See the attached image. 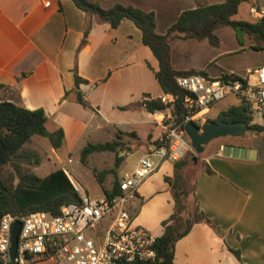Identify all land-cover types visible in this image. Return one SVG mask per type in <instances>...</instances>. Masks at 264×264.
<instances>
[{
    "label": "crops",
    "instance_id": "crops-1",
    "mask_svg": "<svg viewBox=\"0 0 264 264\" xmlns=\"http://www.w3.org/2000/svg\"><path fill=\"white\" fill-rule=\"evenodd\" d=\"M94 1L104 9L120 4L154 12L156 32L160 35L183 11L215 4L213 0H178V7L174 8L172 0ZM90 22L85 36L86 15L72 0H0V103L30 111L42 109L48 118V131L62 129L64 133L61 150L56 152L51 147L49 151L58 167L40 177L35 170L43 164L41 161L32 168L39 178L63 169L73 182L69 170L62 166L60 152L69 155L78 151L81 155L88 144H104L118 136L126 145L123 152L137 151V164L173 123L170 109L151 114L141 105L144 95L155 99L164 94L154 74L157 60L143 45L141 31L129 20L116 29L93 17ZM215 34L220 41L218 47L206 40L174 39L170 43L173 68L205 71L208 78L219 79L227 73L244 76L248 69L264 65L261 62L237 68L228 64L224 58L244 51L245 45H240L231 28L217 29ZM246 38L250 41L248 47H255L251 44L255 41L247 34ZM75 70L87 81L78 87L87 106L76 102L73 94L65 96L66 92L77 90ZM231 96L214 103L203 118L215 119L242 103H235L236 97L231 101ZM255 116L262 119L254 115L253 124L262 125L263 122L255 123ZM243 140V145H233L239 151L227 154L223 144L208 146L197 157L199 164L193 163L194 199L215 229L204 223L195 224L176 243L174 264H264V132L246 135ZM33 143L42 144L32 139ZM123 152L120 156L124 157ZM97 154L112 153L91 154L88 164ZM173 164L162 163L140 186L135 204L138 207L134 209L137 224L154 232L160 227L161 235L162 222L173 213V198L165 181L174 175ZM113 169L117 177L118 167ZM115 176L107 174L105 189L112 188L108 189L109 181L111 185ZM232 250L239 252L240 259Z\"/></svg>",
    "mask_w": 264,
    "mask_h": 264
},
{
    "label": "trees",
    "instance_id": "trees-1",
    "mask_svg": "<svg viewBox=\"0 0 264 264\" xmlns=\"http://www.w3.org/2000/svg\"><path fill=\"white\" fill-rule=\"evenodd\" d=\"M251 0H226L221 4L207 5L193 10L183 11L164 35L156 32V17L154 12H145L133 6L117 4L110 9L101 7L94 0H72L74 5L86 15L87 36L90 28V19L93 17L99 23H107L116 29L125 21H131L142 33V43L148 47L158 63V70L154 72L155 78L164 94L170 95L173 102L165 105L159 98H151L144 95L141 105L151 114L170 109L173 124H181L186 115L187 92L182 90L176 82L181 76L202 75L207 77L205 71L190 70L177 71L171 64L170 43L174 39L206 40L213 47L220 45L215 31L220 28H231L247 34L256 43L253 49L259 50V45L264 44V18L253 21H237L234 16L243 3ZM235 76V75H234ZM226 78V77H225ZM76 91H68L65 96L73 94L76 102L87 106L84 96L78 87L86 80L80 78L76 70L74 72ZM250 106L241 103L237 107H231L221 112L217 118L208 119L207 122H240L248 124L254 132H264V113L262 125L253 124V116ZM48 118L42 109L30 111L23 106L8 102L0 103V218L4 214L25 216L32 212H47L58 215L63 206L80 202L79 195L73 187L63 169H59L45 178H39L32 168L41 162L39 154L30 148L32 138L39 136L46 138L51 147L59 152L64 145V133L62 129L50 132L47 129ZM123 135V134H122ZM166 135V134H165ZM163 135V137H165ZM132 136H135L132 134ZM186 140H190L185 136ZM155 146L163 144L157 140ZM126 148L121 136L104 144H88L81 151L80 162L88 165V157L94 153H114L116 167L123 161L120 153ZM173 177H166L170 193L173 198V213L162 222L163 233L157 238L155 251L156 258L148 264H174V252L176 243L184 238L195 224L204 223L215 229L212 221L199 210L194 199L193 183L190 189H186L183 180L187 179L193 163L188 155L174 164ZM211 173L209 169H206ZM93 174L102 188L103 195L113 197L119 193V181L115 176V170L97 172ZM115 177L112 188H104L107 174ZM189 177V176H188ZM238 259L240 254L232 250Z\"/></svg>",
    "mask_w": 264,
    "mask_h": 264
},
{
    "label": "built area",
    "instance_id": "built-area-1",
    "mask_svg": "<svg viewBox=\"0 0 264 264\" xmlns=\"http://www.w3.org/2000/svg\"><path fill=\"white\" fill-rule=\"evenodd\" d=\"M251 16L264 18V7L251 8ZM226 77V78H225ZM177 85L187 92L186 115L181 124H171L160 146L151 147L135 168L119 180L113 197L92 198L75 187L80 202L63 206L58 215L32 212L25 216L4 214L0 218V264H11L12 227L21 222L14 264H148L156 258L157 238L135 226L131 209L140 186L161 164L183 160L194 149L185 138L189 122L204 125L205 112L228 95L250 106L252 116L264 113V65L248 69L244 76L224 74L219 79L202 75L181 76ZM162 103L173 102L163 94ZM129 152L123 155L129 156Z\"/></svg>",
    "mask_w": 264,
    "mask_h": 264
},
{
    "label": "rangeland",
    "instance_id": "rangeland-1",
    "mask_svg": "<svg viewBox=\"0 0 264 264\" xmlns=\"http://www.w3.org/2000/svg\"><path fill=\"white\" fill-rule=\"evenodd\" d=\"M223 0H213L215 4H219ZM159 9L163 10L161 8V4L158 5ZM172 6L174 8L178 7V0H172ZM264 7V0H251L250 3H243L239 6L237 14L234 16V20L237 21H253L255 20L251 16V8H262ZM233 30V29H232ZM235 31V30H234ZM236 32V38L238 42L243 45H245V50L242 52H238L237 54L228 56L227 58H224V61L227 62L230 65H234L237 68H245L246 66H250L251 64H259L261 62H264V44L259 45V50L249 48L248 43L250 42L248 38H246V34L240 31H235ZM224 36L222 35V40H224ZM253 46L256 44L254 42L251 43ZM234 96H231L230 99L231 101L233 100ZM235 98V97H234ZM238 99L235 98V103ZM240 101V100H238ZM241 102V101H240ZM214 112L210 114L211 118H214ZM208 120V119H206ZM263 122L261 117L255 116V123H261ZM168 123V122H167ZM199 124V122H197ZM33 141H39L42 144H31L30 148L32 150H35L39 156L41 157V161H44L43 164L36 168L35 172L38 176L44 177L46 176L50 171L54 170L55 168L58 167V164L56 162V159L54 156L50 155L49 156V151L51 150V145L49 141L46 138L39 137V136H34ZM215 143L217 144H223L224 149L226 154L230 152H236L239 151L238 148H234V144H238V146L244 144V140L241 137H221L209 144V147H212ZM129 150V148H127ZM113 154V153H112ZM97 154V158H95L91 164L83 165L80 162V152H74L72 154H65L64 151L60 152L59 156L62 160V166L67 168L72 175L73 182L72 185L73 187H77L82 192L88 193L92 198L94 197H102V188H100V185L95 179V176L93 174L92 168L96 169L97 172H103L113 169L116 165V156L115 154ZM201 154H196L195 152L189 153L188 157L192 161V163H195L196 165L199 164V158H197ZM138 156L137 151H132L129 156H124L122 164L119 165L118 171H117V177L118 181L121 180L126 172L132 171L135 164H136V158ZM50 158V160H48ZM48 160V161H47ZM137 165V164H136ZM110 167V168H109ZM109 168V169H108ZM194 174V170H189L188 176L186 177L187 179L183 180L184 186L186 189H190L192 186V176ZM112 177L109 179L111 180ZM109 188L112 187V183L110 185L109 181ZM169 189V188H168ZM169 191V190H168ZM138 206L135 205L130 211V214L132 216L133 222L135 226H140L143 227L144 229L148 230L151 232L154 236H160L161 235V228L157 229V231H152L148 226L137 224V217L138 214L135 212L134 209H136ZM152 219V217H150ZM154 224L153 222H151ZM156 224V222H155ZM32 264H49L48 262H36Z\"/></svg>",
    "mask_w": 264,
    "mask_h": 264
},
{
    "label": "water",
    "instance_id": "water-1",
    "mask_svg": "<svg viewBox=\"0 0 264 264\" xmlns=\"http://www.w3.org/2000/svg\"><path fill=\"white\" fill-rule=\"evenodd\" d=\"M185 135L190 140V145L196 154L203 153L209 144L221 137H241L257 135L248 124L240 122H207L199 126L195 122H189L184 126ZM21 229V222L17 221L12 227L11 245L9 249V257L11 264L17 253L18 234Z\"/></svg>",
    "mask_w": 264,
    "mask_h": 264
},
{
    "label": "flooded vegetation",
    "instance_id": "flooded-vegetation-1",
    "mask_svg": "<svg viewBox=\"0 0 264 264\" xmlns=\"http://www.w3.org/2000/svg\"><path fill=\"white\" fill-rule=\"evenodd\" d=\"M204 124H206V122Z\"/></svg>",
    "mask_w": 264,
    "mask_h": 264
}]
</instances>
